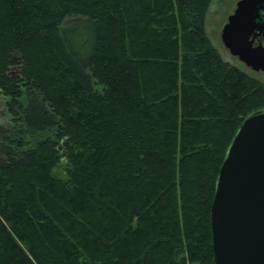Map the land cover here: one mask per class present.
Listing matches in <instances>:
<instances>
[{
    "label": "trees",
    "instance_id": "16d2710c",
    "mask_svg": "<svg viewBox=\"0 0 264 264\" xmlns=\"http://www.w3.org/2000/svg\"><path fill=\"white\" fill-rule=\"evenodd\" d=\"M212 1L0 0V264H212L219 169L264 109Z\"/></svg>",
    "mask_w": 264,
    "mask_h": 264
},
{
    "label": "water",
    "instance_id": "95a60500",
    "mask_svg": "<svg viewBox=\"0 0 264 264\" xmlns=\"http://www.w3.org/2000/svg\"><path fill=\"white\" fill-rule=\"evenodd\" d=\"M220 39L231 56L264 73V0H239ZM210 226L212 264H264V111L243 120L228 148Z\"/></svg>",
    "mask_w": 264,
    "mask_h": 264
},
{
    "label": "rangeland",
    "instance_id": "374dc122",
    "mask_svg": "<svg viewBox=\"0 0 264 264\" xmlns=\"http://www.w3.org/2000/svg\"><path fill=\"white\" fill-rule=\"evenodd\" d=\"M239 0H213L210 6L207 18H206V29L207 34L211 40V43L221 54L223 59L229 62L231 65L239 68L243 72L254 76L259 81L264 84V73L262 72H253L249 68H247L244 64L239 62L236 58L231 56L228 50L223 46L220 35L223 30L224 25L227 22L228 17L233 13L236 3ZM15 72V71H14ZM12 72V73H14ZM264 111V109H263ZM5 109L3 107V100L0 96V126L4 124ZM54 175L59 178H64L66 176V170L64 165H59L54 170Z\"/></svg>",
    "mask_w": 264,
    "mask_h": 264
}]
</instances>
